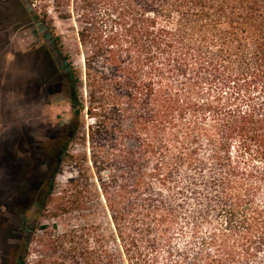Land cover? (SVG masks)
I'll use <instances>...</instances> for the list:
<instances>
[{
  "label": "trees",
  "instance_id": "1",
  "mask_svg": "<svg viewBox=\"0 0 264 264\" xmlns=\"http://www.w3.org/2000/svg\"><path fill=\"white\" fill-rule=\"evenodd\" d=\"M76 6L90 54L83 75L73 67V104L88 132L78 124L73 132L77 144L88 138L112 151L98 168L110 174L102 181L109 235L95 224L74 228L73 264L256 261L264 251V0ZM131 133L137 149L126 143ZM87 181L73 178L78 204L98 190Z\"/></svg>",
  "mask_w": 264,
  "mask_h": 264
},
{
  "label": "rangeland",
  "instance_id": "2",
  "mask_svg": "<svg viewBox=\"0 0 264 264\" xmlns=\"http://www.w3.org/2000/svg\"><path fill=\"white\" fill-rule=\"evenodd\" d=\"M76 2L0 0V264H73L74 228L95 224L99 235H109L102 181L110 174L98 168L112 150L88 138L77 144L83 140L73 132L74 124L88 132L85 111L73 104V67L83 75L90 54L78 39L88 25ZM88 91L80 88L86 105ZM135 120L121 123L131 129ZM131 135L128 148L137 149L138 135ZM81 175L98 190L78 204L73 178ZM175 239L179 244L180 235ZM260 252L250 264L263 262Z\"/></svg>",
  "mask_w": 264,
  "mask_h": 264
}]
</instances>
